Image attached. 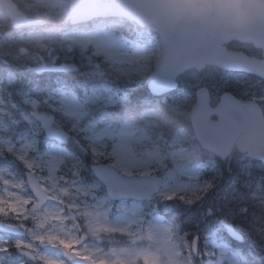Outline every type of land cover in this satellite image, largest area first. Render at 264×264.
<instances>
[{"label":"rangeland","instance_id":"1","mask_svg":"<svg viewBox=\"0 0 264 264\" xmlns=\"http://www.w3.org/2000/svg\"><path fill=\"white\" fill-rule=\"evenodd\" d=\"M22 2L30 3L27 7L28 12L35 18L42 17L46 21V26L44 32L38 33L29 30L22 35V46L28 51L23 55L17 53L15 59L13 58L14 62H19L20 68L23 70L33 72L43 68L45 70L42 72L52 70L57 74L69 73L77 65L78 69L81 70L80 75L90 78L97 75L96 79L99 83L91 88L94 89L92 96L94 101L91 103L94 108V115L105 118V115L109 113L111 116V108L117 110L118 106L122 103L125 104L118 91L115 92V95H110L111 90L107 84L108 78L121 80L123 76L124 79H127L128 76H125L124 73L134 74L137 70H143L146 73L145 79L137 83L138 78L133 75L129 84L134 85L135 82L146 85L149 81L160 48L158 38L154 33L155 28L138 30L135 26H122L118 21L110 22L103 19L83 26H70L71 12L67 0H22ZM122 33L125 36L121 37ZM241 48L250 55H258L250 47L237 46L236 50H241ZM109 67L110 69L114 68L115 72L111 71ZM114 81L116 79H113L112 82ZM179 83L181 88L178 93L174 92L169 97L164 96L156 100H151V96H145L139 101L144 116H141L138 125L144 128L140 129L136 125L138 128L136 132H134L136 128L132 132L131 123H124L123 120L118 124L105 127H96L90 124V126L80 128L75 123L80 120L81 116L85 115L86 111L83 109V103L77 100V95L84 99H89L90 95L87 94L82 97L81 95H85V93L77 92V94L75 93L77 102L72 97H62L58 99L59 106H55V102L49 101L52 94H48V100L44 102L46 112H54L59 115L61 112L62 116L68 117V122L61 117L57 119L54 123L55 126L70 125L74 120V124L69 128V131L72 132V141L79 139L86 144L84 147L87 149L95 148L98 153H104L103 156L96 155L93 157L90 152L83 151L82 159L78 160L81 161V173L75 179L84 181L87 185L79 184L80 187L86 188L90 184L96 185L87 180L90 167L85 169L83 165L88 164L91 160L98 161L99 159L110 161L125 176L154 174L160 176L162 182L159 194L145 204L134 201L111 203L106 196L99 195L102 193L99 185H97L98 190L92 192L96 194L94 198H91L89 194L73 192L64 199L63 203L49 199L43 209L50 212H59L63 209L65 215H70L67 204L74 203L79 205L81 211L87 210L94 216H98L99 223L107 224L117 231L93 236L85 225V220L90 218L83 216L78 217L79 227L71 219L63 224L52 221L43 229L36 228L30 233L27 242L33 244V251L37 257L52 259L58 264H67L62 259L51 256L37 248V242L34 240L36 235L54 232L60 235H71L79 239L83 235L86 236L87 239L81 242L80 247L99 249V254L108 259H112V254L116 253L124 255L125 258L135 256L136 264H146L143 259L145 256L149 258V264L151 261H155L156 264L189 263L192 259L189 241L192 239L185 242L182 236L177 235L176 231L172 230L170 225L166 222L163 223L157 217L158 211H162V214L172 213L173 209L170 206H173L172 202L177 200L162 201L160 193L170 192L184 184L203 185L207 179L213 181L214 187L208 191L196 209L190 211V216L195 219L197 216L198 223L196 225L200 224L198 230L193 232V236L199 238V258L196 259L198 263L214 264L215 260L218 264L221 255L217 245H222L228 252L224 256V264H235L232 255L236 252L231 251L223 244V239L225 240L227 237L219 223L221 219H225L234 225L245 239H252L254 244L250 249H253L252 251L256 255H254L255 257L247 254L245 256L251 259L255 258L253 259L255 261L264 257V166L262 168L255 166V168L252 160L237 155V153L223 162L213 161L211 155L202 157L192 146L193 137H188L186 133H182L183 131L176 128L171 129L176 131L173 132L170 142L165 143L158 123L159 119L163 123L170 119L172 123H176L180 121L181 116H187L194 99L184 100L182 94L190 96L197 85L206 86L210 89L211 101L216 102L219 95L227 90H231L232 93L244 97V99H248L253 93L260 95L264 92V81L209 68L201 73L190 71L179 77ZM57 89L61 93L60 95L66 91L64 86ZM138 92L144 94L141 90ZM123 95L126 94L122 93L121 96L123 97ZM117 99H120L121 103H118ZM88 101L92 100H85L84 103ZM25 104H27L26 101ZM151 109H156L160 116L153 115ZM0 112L4 114V109L0 108ZM128 115L129 113L124 118ZM151 117L153 122H149ZM147 127L155 131L154 136L147 132ZM0 141L6 149L15 145L14 142L3 138L1 135ZM18 141L24 147V149L20 147L19 152L27 154L26 151L31 149L27 145L31 142L25 136H20ZM42 144L46 148L42 153L48 152L46 158L53 160L58 158L59 154L52 151L51 145L45 141ZM74 147H76L75 144L70 145V153L72 154L75 153ZM114 148L118 156L114 154ZM36 152L33 149L32 156L27 154V158L35 159L36 155L42 154ZM190 152L195 154L194 157L196 156L198 161L202 162V165L196 162L202 168L191 163ZM207 166L211 168V171ZM200 171H203L202 176L197 179L196 174ZM218 172H223V179L219 178ZM59 173L67 178L69 186H71L72 178L69 167L66 165ZM129 173L131 174L129 175ZM224 173L227 176L224 177ZM208 174L209 176L206 178L205 176ZM230 183L232 187L225 191ZM22 195L25 194L22 193ZM102 201L105 203H101ZM71 215H75V213L73 212ZM210 231L215 233V238L205 239L209 236ZM15 240L13 239L12 242ZM206 252L214 254V257L205 255ZM13 259L16 264H22L15 255ZM5 264H8L7 259ZM35 264H41V260L37 259Z\"/></svg>","mask_w":264,"mask_h":264},{"label":"water","instance_id":"2","mask_svg":"<svg viewBox=\"0 0 264 264\" xmlns=\"http://www.w3.org/2000/svg\"><path fill=\"white\" fill-rule=\"evenodd\" d=\"M68 1L72 12L71 25L97 18L118 17L130 20L140 27L156 26L161 49L151 77L158 72L161 74L160 82L157 84L158 89L167 87L164 74L170 70L179 69L184 73L192 68L201 70L206 64L226 68L235 62L239 66L232 70L254 74L246 70L244 66L253 65L259 69L261 65H264V60L258 61L244 55L229 53L224 47L233 40L252 43L255 48L263 51L264 59V0H209V4L224 2L234 6L226 9L201 8L192 11L162 8L160 5L166 0ZM8 10V1L0 0V13L6 14ZM41 24L39 21L22 16L18 27H36ZM148 89L152 93L149 82ZM217 108L218 106L215 109L209 107V99L202 105L198 97L192 107L190 121L196 140L201 147L223 160L229 156L238 140L237 150L239 152L246 153L248 157L264 163V116L261 112L235 113L223 126L214 127L213 125L217 122L210 121V117L214 115L217 121L219 120ZM44 128H48L46 122ZM46 133L48 139L57 142H61L58 137L64 135L62 131H47ZM95 168L105 171V175L111 181L113 191L132 190L137 193V195L117 197L107 195L112 200H148L158 192L160 179L157 177L128 178L108 166ZM104 185L107 194L109 185L106 183ZM28 189L32 193L29 186ZM227 234L232 237L228 231ZM232 238L241 240V238ZM48 249L68 261L62 249ZM194 256L196 257L197 253ZM70 263L84 264L79 260H73Z\"/></svg>","mask_w":264,"mask_h":264},{"label":"snow or ice","instance_id":"3","mask_svg":"<svg viewBox=\"0 0 264 264\" xmlns=\"http://www.w3.org/2000/svg\"><path fill=\"white\" fill-rule=\"evenodd\" d=\"M234 5L228 3H217V4H208L204 8H218L226 9L233 7ZM239 66L237 63H232L225 68V71H230L232 68ZM246 70L258 75L261 79H264V65H261L257 69L253 65H245ZM45 69L39 68L36 71L42 72ZM182 71L170 70L164 74V82L166 83V88H157V84L160 82L161 74L158 72L153 77L149 78V84L151 85V91L153 94H167L168 92H179L181 85L179 83V76L182 75ZM125 76H128L129 80L133 79V75L137 77V83H140L146 77V73L143 70H137L134 74L124 73ZM132 95H135L134 93ZM211 90L206 86L197 85L195 91H193L190 96L188 94H182V99H196L199 98L201 104H205L207 100L211 97ZM129 99L131 96L128 97ZM218 108L217 112L219 114V120L217 121L214 127H221L227 121H229L233 114L235 113H256L264 112V92L260 95L251 94L247 100H240L234 96L225 93L222 97H218ZM35 105V102H33ZM15 106V105H13ZM207 122V121H205ZM62 143L57 144L53 142L52 151L59 154L58 158L55 160L46 158L48 157V152H44L35 157V159H28L27 154H17L13 151L11 147L7 149L8 153L13 155L14 158L19 161L23 168L27 170L26 178L17 179L15 175L7 168L0 169V218L14 220L16 223L14 225L10 224L7 226L0 225V228L7 227L9 231H16L17 228L23 229L25 231H31L24 221H33L37 229H43L52 221H58L61 224L65 223L67 220L71 219L74 224L79 227L78 217H86L90 219L85 220V225L87 230L93 235L98 236L100 233L104 232H114L117 229L108 226L107 224L99 223V217L94 216L93 213L79 209V205L74 203H68L67 208L70 215H65L64 210L61 209L59 212H50L47 209H42V204L46 199L57 200L61 203L64 202V199L69 197L73 192L83 193L88 195L96 190H98L97 185H89L88 187H80L78 181L75 179L81 173V162L78 161L75 157H70L68 152L65 149L69 145L75 144V149L82 148L84 152L91 153L94 157L96 155L103 156L104 153H98L95 148L87 149L83 147V143L77 139L76 141H71L70 137L61 135L58 137ZM28 148H33L32 144L27 145ZM43 147L37 143L35 151L39 152L40 148ZM114 154L118 156L116 149H113ZM72 161V163H69ZM119 162V160H118ZM99 161L91 160L88 164H84V168L87 169L89 164H98ZM107 163V161H105ZM69 167L71 176L73 177L71 181V186H69L68 180L65 176L59 175L58 173L63 170L65 166ZM93 174L97 176L99 180L104 181L108 184L107 195L112 197L117 196H127V195H137L135 191H120L115 192L111 188V181L109 177L105 175V171L100 168H92ZM41 172H45V175H40ZM200 171L196 174L198 179L202 176ZM131 173H129L130 175ZM5 175L11 177V179L4 178ZM63 181V184H61ZM28 185L31 190V195H22L21 193L25 189V185ZM214 187V183L211 179L205 180L203 185L199 184H184L180 185L177 188L173 189L170 192L160 193L162 201H173L179 200L182 204L187 206H193L198 202L202 201L204 196L208 193L210 189ZM232 184L230 183L225 191L230 189ZM203 193V195H201ZM101 203H105L102 201ZM110 211V209H109ZM75 215H71V213ZM219 223L226 229L232 237L241 238L238 234L236 227H233L227 220L221 219ZM215 233H209V236L205 239H214ZM186 239V238H185ZM34 240L39 244H47L52 247H57L63 250L68 261L79 260L84 262V264H136L135 256H130L125 258L124 255L113 253V258L108 259L104 255H100L99 249H92L88 247L81 248V239L73 237L71 235H60L54 232L47 234L36 235ZM191 253L194 256L199 252V238L193 237L189 241ZM217 248L220 249L221 259L218 264H224V256L227 255V251L222 245H217ZM33 244L28 243L21 239H16L14 242L9 244L8 240H4L0 244V264H5V260H8V264H16L13 259L14 255L27 256L29 259H40L41 264H58L57 261L43 258V257H34L33 253ZM205 255H211L214 257V254L205 253ZM146 264H149V258H143ZM232 259L235 261V264H264V257H262L258 262L243 255L240 253H234ZM151 264H156L155 261H151ZM214 264H217L214 260Z\"/></svg>","mask_w":264,"mask_h":264},{"label":"trees","instance_id":"4","mask_svg":"<svg viewBox=\"0 0 264 264\" xmlns=\"http://www.w3.org/2000/svg\"><path fill=\"white\" fill-rule=\"evenodd\" d=\"M120 24L122 26H125L126 22L121 21ZM77 67V66H76ZM78 69V67H77ZM81 70L80 71H72L69 73H62V74H52V73H40V74H36V76H32L30 77L29 75H27L26 73H22V82L20 83L21 87L24 89H29L31 90L34 94H36L37 96H41L43 94H45L47 91L51 92L52 94L57 93V88L58 87H63V86H70L72 87L74 85V81L76 82L78 78V75H80ZM81 76L82 82L84 80V84L87 85V81L90 80H86L88 79L87 76ZM108 78V77H107ZM112 78V77H111ZM108 78L110 83L113 81V79H116V83L112 84L113 89L116 91H118L120 94H126L123 95L122 99L123 101H125V106L120 105L119 106V113H118V117L121 118L123 116V118L126 116V114H128L130 111H132V113L134 114H130L129 113V119L136 117L139 113V111H136V108H138L139 106L137 104H139V101H141V99L143 97H148L149 94L146 90V86L144 84H142L141 86V91L144 92V94H141L137 91L136 87H133L132 90H130V85L125 83L124 81H126L124 78L118 79V78ZM92 85L96 84V82H92ZM91 89V88H90ZM135 95H132V94ZM146 93V94H145ZM131 96V98L129 99L128 97ZM136 111V113L134 112ZM113 119V117H112ZM163 122H161L159 125L161 126ZM166 125H168L169 127L166 126V133L169 134L168 130H171L172 128H177V129H183V130H187L189 129L190 125H189V119H188V115L187 116H181L180 121L176 122V123H172L169 120H166ZM167 134V135H168ZM195 143V142H194ZM201 151V154H207L206 152ZM108 163L110 161H107ZM217 162V161H216ZM217 166V163L215 165V168ZM253 166L255 167H260L262 168V166L260 164L256 165L253 164ZM255 167V168H256ZM211 171V169H210ZM219 178L223 177V172H218ZM227 176V174L224 173V177ZM208 177V175L206 176ZM223 179V178H222ZM201 195H203L201 193ZM174 205L170 206L172 207V213L167 214V217L170 218V220L173 222L178 234L180 236H182V238L184 239L185 242L189 241L191 239V237L194 235L193 232L198 230V227L200 226V224L196 225L197 222V216L196 219L193 218L192 216H190V211L193 209H196L197 205L200 203L198 202L197 204L193 205V206H187L185 204H182L181 202H179V200H177L176 202H172ZM175 217H174V216ZM186 238V239H185ZM253 241H245V243L242 245L243 247L241 248V251L243 253V255H249V256H254L256 255V253L254 251H252ZM255 257V256H254ZM255 259V258H253ZM260 260V259H259ZM258 259H256V261H259ZM188 264H199L198 261L196 259H191L190 262Z\"/></svg>","mask_w":264,"mask_h":264},{"label":"flooded vegetation","instance_id":"5","mask_svg":"<svg viewBox=\"0 0 264 264\" xmlns=\"http://www.w3.org/2000/svg\"><path fill=\"white\" fill-rule=\"evenodd\" d=\"M253 56V55H252ZM40 108V107H39ZM31 116H32V118L34 119L33 120V128H35V129H37V133H38V135H37V140L40 142V141H42L43 140V138H44V136H43V134L41 133H39V131H42V129H41V124L39 123V122H37V118H39V116L40 117H43V118H47V119H49V121H50V125H51V127L52 128H55V129H62L63 128V126H60V127H56L55 126V121L57 120V119H59L60 117L58 116V114H56V113H54V112H51V113H48V112H46L45 113V111H44V108H40V110H39V112H33L32 114H31ZM10 119H13V118H9V120H4L3 121V123H2V125H4L6 128L8 127H10L11 125H14V123H12L11 121H10ZM35 145V144H34ZM50 145V144H49ZM36 147V146H35ZM2 150H3V154H2V156H1V158L2 157H4L3 158V160H2V162H5V166H7L8 168H10V170L12 171V173L13 174H15L19 179H21V178H24L25 177V174L27 173L26 171V169L24 170V172L23 173H21V171H22V167H23V165L19 162V161H17L15 158H14V156L13 155H11V154H9L8 153V151L4 148V147H2ZM16 153V152H15ZM30 153H32V152H30ZM37 156V155H36ZM42 173V172H41ZM41 173H40V175H41ZM0 221H2L3 223H10V224H12V225H14L16 222L14 221V220H10V219H2V218H0ZM9 240L10 241V237H6V236H4L3 238H2V240H0V244H2V242L4 241V240ZM9 244H10V242H9ZM20 257H18V259H19ZM21 259V258H20ZM28 263V262H27Z\"/></svg>","mask_w":264,"mask_h":264},{"label":"clouds","instance_id":"6","mask_svg":"<svg viewBox=\"0 0 264 264\" xmlns=\"http://www.w3.org/2000/svg\"><path fill=\"white\" fill-rule=\"evenodd\" d=\"M209 4V0H166V2L160 5L165 9L172 10H199Z\"/></svg>","mask_w":264,"mask_h":264},{"label":"bare ground","instance_id":"7","mask_svg":"<svg viewBox=\"0 0 264 264\" xmlns=\"http://www.w3.org/2000/svg\"><path fill=\"white\" fill-rule=\"evenodd\" d=\"M247 240L250 241V242L252 241V239H247Z\"/></svg>","mask_w":264,"mask_h":264}]
</instances>
